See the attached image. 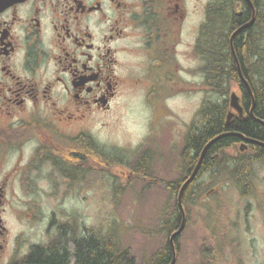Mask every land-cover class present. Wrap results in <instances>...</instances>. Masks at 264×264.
<instances>
[{
	"label": "flooded vegetation",
	"instance_id": "af4514ba",
	"mask_svg": "<svg viewBox=\"0 0 264 264\" xmlns=\"http://www.w3.org/2000/svg\"><path fill=\"white\" fill-rule=\"evenodd\" d=\"M196 7L0 0V264H35L31 247L56 237L55 212L25 213L22 197L86 191L100 156L90 125L137 86L159 113L187 88L203 94L193 164L181 159L178 178L179 188L192 174L194 237L176 239L174 264H264V0H209L201 19ZM23 214L47 219L45 238L26 250L8 220Z\"/></svg>",
	"mask_w": 264,
	"mask_h": 264
},
{
	"label": "rangeland",
	"instance_id": "374dc122",
	"mask_svg": "<svg viewBox=\"0 0 264 264\" xmlns=\"http://www.w3.org/2000/svg\"><path fill=\"white\" fill-rule=\"evenodd\" d=\"M208 1L184 0L188 9L194 10L197 4L192 17L198 19L202 18ZM143 92L139 86L129 89L113 113L97 117L90 125L92 138L118 158L111 171L105 173V182H99L98 186L89 176L86 191L80 193L66 196L35 193L22 197L25 213L40 207L43 212L54 211L58 221L74 216L88 226L118 231L121 247L130 251L136 264L151 263L166 242L167 237L159 228L175 204L166 184L180 176L179 151L203 98L202 93L187 88L165 101L167 112L162 114L150 111ZM147 151L153 158L143 162L141 156ZM88 168L92 170L90 165ZM29 217L26 214L22 219L8 217L12 233L19 230L24 233V250L29 242H40L46 234V217L42 216L38 222ZM192 217L193 208L189 204V223L180 242L194 237Z\"/></svg>",
	"mask_w": 264,
	"mask_h": 264
},
{
	"label": "trees",
	"instance_id": "16d2710c",
	"mask_svg": "<svg viewBox=\"0 0 264 264\" xmlns=\"http://www.w3.org/2000/svg\"><path fill=\"white\" fill-rule=\"evenodd\" d=\"M216 70L219 71L220 69L218 70L216 67ZM204 71H206V75L212 73L211 69L208 67H205ZM258 108L264 112V98H258ZM217 116L218 114H215V117ZM217 124L221 123L218 122ZM242 125H247L248 127V124L243 123ZM193 132V125H191L186 135L185 146L180 152L182 164L187 165V167H191L193 164V158L188 155L194 140ZM226 140H229V138L223 137L218 139L208 147V150L216 148L220 143ZM89 141V144H91L90 146H93L94 142L90 139ZM90 146L89 151L91 149ZM97 150L100 156H94V158L96 163L103 168L102 180L105 182L107 178L105 173H109L111 171L110 169L116 165L115 158L104 149L99 148ZM208 150L205 153L202 163L207 159ZM144 176L145 175H143V177ZM178 186L179 181L174 184H166V187H170L171 193L175 199L173 212L161 222L160 231L164 232L166 237L178 228L181 221L176 196ZM181 198L183 206L187 211V206L191 203L192 197L189 192L184 189ZM187 221L188 218L186 217V222ZM57 224V235L54 239H50L45 244L31 247L30 255L36 254L35 264H136L135 258L130 251L127 248L121 247L118 231L104 229L100 226H88L84 223L81 224V228L80 225L73 223L70 226L68 223ZM51 253L53 255H51ZM156 255L157 256L149 264H163L167 259L171 258L172 251L168 241L164 243L162 249L160 252L156 253Z\"/></svg>",
	"mask_w": 264,
	"mask_h": 264
},
{
	"label": "water",
	"instance_id": "95a60500",
	"mask_svg": "<svg viewBox=\"0 0 264 264\" xmlns=\"http://www.w3.org/2000/svg\"><path fill=\"white\" fill-rule=\"evenodd\" d=\"M180 194H181V190L178 193L177 200H178V204H179L180 210L182 212V219L184 220V211H183L182 203H181V200H180ZM182 227H183V221L180 224V227L175 232H173L170 235V237H169V243L171 245L172 252H173V258H172L170 264H173L174 263V255H175L174 239L176 238V236L178 235V233L181 231Z\"/></svg>",
	"mask_w": 264,
	"mask_h": 264
}]
</instances>
